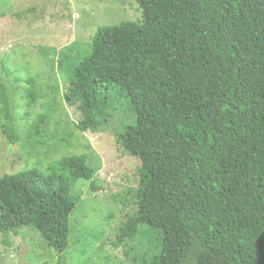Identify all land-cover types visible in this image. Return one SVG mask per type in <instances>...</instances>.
Wrapping results in <instances>:
<instances>
[{
	"label": "trees",
	"instance_id": "16d2710c",
	"mask_svg": "<svg viewBox=\"0 0 264 264\" xmlns=\"http://www.w3.org/2000/svg\"><path fill=\"white\" fill-rule=\"evenodd\" d=\"M133 1L142 19L98 27L64 92L82 132L130 113L117 140L140 160L137 209L117 240L156 231L149 264H264V0ZM85 161L1 175L0 232L32 227L67 264L73 186L100 167Z\"/></svg>",
	"mask_w": 264,
	"mask_h": 264
},
{
	"label": "rangeland",
	"instance_id": "374dc122",
	"mask_svg": "<svg viewBox=\"0 0 264 264\" xmlns=\"http://www.w3.org/2000/svg\"><path fill=\"white\" fill-rule=\"evenodd\" d=\"M141 19L133 0H0V176L25 169L47 174L67 155L85 154L91 168L100 160L92 180L73 186L80 198L69 216L67 264H149L158 252V235L146 227L117 240L137 209L140 160L117 140L119 128L131 123L129 111L117 107L100 131L82 132L74 126L78 109L64 100L71 66L88 53L95 30ZM60 53L70 58L63 70ZM5 125L15 142L1 132ZM57 255L32 227L0 232V264H56Z\"/></svg>",
	"mask_w": 264,
	"mask_h": 264
}]
</instances>
